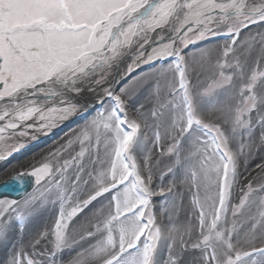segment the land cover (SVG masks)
<instances>
[{
	"label": "snow or ice",
	"instance_id": "snow-or-ice-1",
	"mask_svg": "<svg viewBox=\"0 0 264 264\" xmlns=\"http://www.w3.org/2000/svg\"><path fill=\"white\" fill-rule=\"evenodd\" d=\"M95 103L0 186V264H264V0H0V162Z\"/></svg>",
	"mask_w": 264,
	"mask_h": 264
},
{
	"label": "rangeland",
	"instance_id": "rangeland-1",
	"mask_svg": "<svg viewBox=\"0 0 264 264\" xmlns=\"http://www.w3.org/2000/svg\"><path fill=\"white\" fill-rule=\"evenodd\" d=\"M220 43H222V41H219V42L202 41L198 45H190L189 49L191 51L195 52L199 47H206V46H212V45L218 46ZM142 66H144V65H142ZM147 66L148 65H145L143 68H145ZM156 66L160 67L159 62H157ZM151 71H152V69L149 68V69L141 72L139 75L130 79L123 87H121V88L127 89L128 93L130 94V98H129L128 102H129V106L133 110L138 108L141 104H143L145 106L144 107L145 111H147V109L149 107H151L152 98H151V95L149 92V86L150 85L141 83V81L145 77V74H147ZM202 79H203V77H202ZM89 94L92 96L91 93H89ZM108 105H109V101L105 100V104L103 107H107ZM101 109H102V106L99 105V108L98 109L95 108L93 110V113L85 121L79 123L78 125L76 124L77 127L75 125L70 130L65 132L64 133L65 135L63 137L56 140L55 142L52 141L53 142L52 144L48 145L47 147L43 148L42 150H39V151L31 154L29 157L21 158V157H19V155H16V154H18L19 152L23 153L24 151L30 149L31 148L30 146L21 149L20 151L14 153L12 156H10L7 160L0 162V182L5 180L6 178L11 177L12 175L16 174L17 172L28 171L31 169L32 166L38 165L42 161L43 157H45L49 152L54 151L57 147H59L61 144H63L71 135H73L75 133V131H78L79 128H81L85 123H87V121L90 120L93 116H95L96 112L101 110ZM29 123H31V121H29ZM57 138H59V137H57ZM35 141H36V139L31 140L30 144H34ZM26 146H28V145H26ZM241 171H243V169H241ZM167 180H168V177H165V182H167ZM181 191H183V209L180 210L178 221H177V217L173 216V220L177 221V222H183L185 220L187 212L190 209L189 194H188L186 189H181ZM153 199H154L156 211L158 213H159V210L162 206L167 207L169 210H171L174 202L177 206L179 205V199L178 198L175 199V201L173 200V198H169L166 201L165 197H161V196L154 197ZM165 222L167 223V216H165ZM50 224H51V218L48 217L47 215H45V216L41 217L40 220L36 221L33 225H30L29 229L26 232L25 237H24L25 244H27V242L30 238L31 231L34 228L43 227L45 225L50 226ZM2 255H3V251L0 250V257H2ZM67 255L68 254L65 253V259H67Z\"/></svg>",
	"mask_w": 264,
	"mask_h": 264
},
{
	"label": "flooded vegetation",
	"instance_id": "flooded-vegetation-1",
	"mask_svg": "<svg viewBox=\"0 0 264 264\" xmlns=\"http://www.w3.org/2000/svg\"><path fill=\"white\" fill-rule=\"evenodd\" d=\"M208 41H214V42H219V41H222L221 39L219 38H211L210 40ZM191 48V47H190ZM145 66V65H144ZM144 66L140 67V68H137V69H142ZM149 66V65H148ZM126 67V65H125ZM136 69V70H137ZM135 70V71H136ZM129 75V74H128ZM127 76V75H126ZM125 76V77H126ZM80 117L82 116H77V117H73L71 118L70 120L68 121H65V122H62L58 127L52 129L51 132H49L47 135H44L42 133H39V132H34V130L32 129H29V133L30 135H36V141L34 142V144H30L31 140L28 138V137H25L23 138V140L26 142V147H31L30 149L24 151L23 153L19 152L18 154L16 155H19V157L21 158H26V157H29L31 154L39 151V150H42L43 148L47 147L48 145L52 144L53 142H55L56 140L60 139L61 137H63L65 134L59 136V138L55 139V140H51V137L56 133L58 132L63 126L69 124V123H72L74 119H79ZM79 124V123H78ZM77 124V125H78ZM76 125V127H77ZM53 141V142H52ZM23 151V150H22Z\"/></svg>",
	"mask_w": 264,
	"mask_h": 264
},
{
	"label": "water",
	"instance_id": "water-1",
	"mask_svg": "<svg viewBox=\"0 0 264 264\" xmlns=\"http://www.w3.org/2000/svg\"><path fill=\"white\" fill-rule=\"evenodd\" d=\"M149 68H151V66H147V67L142 68V69H137L133 73H131V74L127 75L126 77H124L123 78L124 80H122L121 82H118L116 85L114 84L113 87L115 88L116 91H118L122 87V85L126 84L130 79L134 78L135 76L139 75L141 72H143V71H145V70H147ZM105 100H107V99H105ZM98 105H100V104H98ZM98 105H96V106H98ZM95 108L96 107L90 108L89 114H86V115L80 117V119L78 121H75V122L73 121L72 123H69V124L63 126L58 132H56L51 137V140H53V139L59 137L60 135L64 134L65 132L70 130L72 127H74L76 124L85 121L93 113V110ZM9 179H10V177L6 178L4 181L9 180ZM4 181L0 182V186H2ZM32 188H33V185L31 183V181H29V183L26 185V189L25 190L27 192H30L32 190ZM19 191H24V190H11V191H9L6 194L3 193V192H0V198H4L5 195H6L7 198H9V199H18V200L22 199V197L19 195Z\"/></svg>",
	"mask_w": 264,
	"mask_h": 264
},
{
	"label": "bare ground",
	"instance_id": "bare-ground-1",
	"mask_svg": "<svg viewBox=\"0 0 264 264\" xmlns=\"http://www.w3.org/2000/svg\"><path fill=\"white\" fill-rule=\"evenodd\" d=\"M123 77H125V76H122V77H120L119 79H118V81L115 83V85L118 83V82H121L122 80H124L123 79ZM125 85V84H124ZM124 85H122V87L124 86ZM87 95V97L89 98V99H91L92 98V96L88 93V94H86ZM99 103H95V107L98 109L99 108V105H98ZM96 105H98V106H96ZM80 119V118H79ZM79 119H74L73 121L75 122V121H78ZM81 123V122H80ZM56 139V138H55ZM55 139H53V140H55ZM4 181V180H3ZM2 182V181H1Z\"/></svg>",
	"mask_w": 264,
	"mask_h": 264
}]
</instances>
